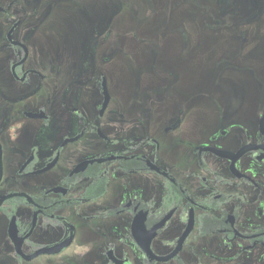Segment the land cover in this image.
<instances>
[{"label":"flooded vegetation","instance_id":"1","mask_svg":"<svg viewBox=\"0 0 264 264\" xmlns=\"http://www.w3.org/2000/svg\"><path fill=\"white\" fill-rule=\"evenodd\" d=\"M138 2L0 0V259L264 264V80H237L230 91L261 96L222 110L228 128H204L172 94L185 55L162 47L183 46L182 19L135 15ZM234 11L226 22L239 29L264 4ZM209 37L189 55L196 70L250 68L246 50L222 47L231 38L215 52ZM123 58L142 72L132 88L115 70Z\"/></svg>","mask_w":264,"mask_h":264},{"label":"rangeland","instance_id":"2","mask_svg":"<svg viewBox=\"0 0 264 264\" xmlns=\"http://www.w3.org/2000/svg\"><path fill=\"white\" fill-rule=\"evenodd\" d=\"M180 0L174 1L169 6V0H139L138 6L134 7L135 15H147L151 12L155 15L167 14L170 10V14L180 22L183 21V30L180 23H175L173 20V32L175 26L179 27L177 30L179 33H187L183 36V46H179L178 40L169 37L165 39V43L162 45L167 50L180 51L185 56L183 57V66H190L188 71H183V77H178L175 84L172 87V94L177 99H182L186 102L189 109L192 104V108L203 119V127L210 129L214 123L215 127L228 128L230 126V119L220 116L222 110H232L241 105V109L244 110L249 102L255 98L261 96L260 92L253 91H236L233 93L231 90L236 89V81L242 80H264V62L262 61V55L264 51V13L262 14V20H258L248 25H242L241 28L236 29V24H229L226 21L231 17L239 15L235 12L236 6H239L240 2L244 0H183V6L180 5ZM264 4V0H256ZM202 17H208V23H214L215 19L220 23L215 29L206 28V25L217 24H202L200 23ZM215 18V19H214ZM206 24V25H205ZM202 25L205 30L200 29ZM226 26V27H224ZM235 28V29H234ZM203 31L210 37V45L213 51H218L216 46H211L212 42H215L219 38H231V41H227L222 45L227 52L240 49L247 54L251 55L250 68L240 72H226L224 77L218 76V72L208 70H196L198 67V57L194 55L190 57V54H197L200 51L199 46V33ZM236 32H243L248 39V42L243 46H239L232 38L240 35H235ZM155 52L160 54L161 49L158 50L157 46L154 48ZM207 51H205L206 53ZM231 53V51L229 52ZM262 54V55H261ZM187 55V56H186ZM134 59V58H133ZM262 59V60H261ZM248 63V62H246ZM115 70L119 72L120 77L123 80L124 85L132 88L136 81L141 76V70L139 69L138 62L129 61L123 58L118 64H116ZM177 78V77H176ZM212 82H214L212 84ZM212 88H209V87ZM222 86V87H221ZM209 88V91H204L199 95H196V91H201ZM229 88V89H228ZM214 92V93H213ZM210 96V97H206ZM190 121V120H189ZM191 127L196 124L197 121L191 120ZM198 123V122H197ZM42 259H38L34 262L40 263ZM0 264H19L16 259H0Z\"/></svg>","mask_w":264,"mask_h":264},{"label":"water","instance_id":"3","mask_svg":"<svg viewBox=\"0 0 264 264\" xmlns=\"http://www.w3.org/2000/svg\"><path fill=\"white\" fill-rule=\"evenodd\" d=\"M262 124H264V117H263V119H262ZM12 234V233H11ZM13 235V234H12ZM17 244V250L19 251V252H21L19 249H20V244L19 243H16ZM26 260H31V259H26Z\"/></svg>","mask_w":264,"mask_h":264}]
</instances>
